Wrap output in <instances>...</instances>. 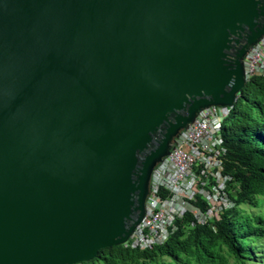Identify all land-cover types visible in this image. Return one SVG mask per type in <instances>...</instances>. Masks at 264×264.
Masks as SVG:
<instances>
[{
    "label": "water",
    "instance_id": "1",
    "mask_svg": "<svg viewBox=\"0 0 264 264\" xmlns=\"http://www.w3.org/2000/svg\"><path fill=\"white\" fill-rule=\"evenodd\" d=\"M264 0H0V264H78L143 222L154 169L234 107Z\"/></svg>",
    "mask_w": 264,
    "mask_h": 264
},
{
    "label": "trees",
    "instance_id": "2",
    "mask_svg": "<svg viewBox=\"0 0 264 264\" xmlns=\"http://www.w3.org/2000/svg\"><path fill=\"white\" fill-rule=\"evenodd\" d=\"M231 125L224 126V144L228 150L225 173L239 183L232 195L235 207L225 210L212 225H197L186 231L183 220L162 245L145 250L124 245L101 249L99 255L78 264H151L168 256L178 264H246L259 254L264 243V214L247 212L242 205L261 206L264 196V76L247 80L231 108ZM228 117V118H229ZM205 203L201 201L200 205Z\"/></svg>",
    "mask_w": 264,
    "mask_h": 264
},
{
    "label": "built area",
    "instance_id": "3",
    "mask_svg": "<svg viewBox=\"0 0 264 264\" xmlns=\"http://www.w3.org/2000/svg\"><path fill=\"white\" fill-rule=\"evenodd\" d=\"M246 81L264 76V37L244 58ZM232 107L211 106L176 137L170 153L154 169L143 222L123 245L145 250L165 244L183 220L186 231L212 225L235 207L239 183L225 173L228 150L223 128ZM205 203L200 205V203Z\"/></svg>",
    "mask_w": 264,
    "mask_h": 264
},
{
    "label": "rangeland",
    "instance_id": "4",
    "mask_svg": "<svg viewBox=\"0 0 264 264\" xmlns=\"http://www.w3.org/2000/svg\"><path fill=\"white\" fill-rule=\"evenodd\" d=\"M226 124L228 126L231 125V119L230 117L226 120ZM260 200H262L263 205L256 206V205H250V204H244L242 205V208H244L247 212L259 215L264 214V196L259 197ZM262 249L259 250V254L255 253V257L253 259L247 260L246 264H264V243L259 244ZM231 264H240L237 263L236 259L231 257L230 258ZM179 262L173 260V258L168 256L158 257L156 261L152 262L151 264H178Z\"/></svg>",
    "mask_w": 264,
    "mask_h": 264
}]
</instances>
